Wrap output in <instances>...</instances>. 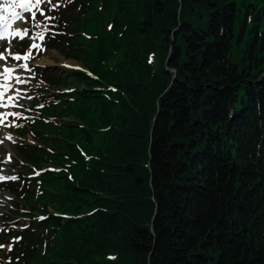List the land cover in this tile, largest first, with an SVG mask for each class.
Segmentation results:
<instances>
[{
	"label": "trees",
	"instance_id": "1",
	"mask_svg": "<svg viewBox=\"0 0 264 264\" xmlns=\"http://www.w3.org/2000/svg\"><path fill=\"white\" fill-rule=\"evenodd\" d=\"M68 5L7 264H264V0Z\"/></svg>",
	"mask_w": 264,
	"mask_h": 264
},
{
	"label": "rangeland",
	"instance_id": "2",
	"mask_svg": "<svg viewBox=\"0 0 264 264\" xmlns=\"http://www.w3.org/2000/svg\"><path fill=\"white\" fill-rule=\"evenodd\" d=\"M2 0H0L1 2ZM52 4H57L56 0H52ZM51 5L42 6V9L46 16H53L54 11H48V8ZM26 17L20 23V27L23 29L25 27L29 28V33L26 38L23 40H14L12 42L11 53L24 55L27 53L33 42L41 45V49H32V55L35 59H31L28 61H14L10 58L7 60V64H15V63H28L29 67L33 70L32 72H26L22 70H18L17 74L21 75L23 78L28 80V83L23 85H16V88L21 89V95H24L26 90V96H31L32 99H21L19 100V104L22 107H15L11 109L0 110V112L13 111L22 113V117H27L28 119L21 118L16 121L18 124L20 122L22 127H0V140L3 142L0 143V176L8 177V176H16L17 180H21L23 178H28L30 176V172L35 171L25 160L20 156L17 151V146L19 143H22L24 146L31 144L37 145L39 148H47L48 142L43 140H33V135L30 133L31 127H29L30 122L36 118H43V120H49L56 124L59 121L49 118L38 111L40 108L41 101L43 98L47 99L46 91L53 93L54 91H63L71 90L70 85H63L51 88L44 84L42 80V76L38 73L41 70H48L49 73L58 75L60 73H66L71 71L73 68L65 67L62 63L63 61H70L80 65L81 62L65 58L62 54H60L56 50H49L44 48V41L39 40L38 38L33 41L31 37L36 35L38 29L32 28L33 21L31 20V14L25 15ZM37 19L44 22V18L37 14ZM47 23L52 26V21H47ZM52 28V27H51ZM8 42H4L0 45V52H4L5 49H8ZM27 47V48H26ZM5 56H7V52H5ZM0 63H4V61H0ZM36 70H38L36 72ZM67 76L68 74H64ZM70 84V83H69ZM77 86V84H75ZM11 94V93H9ZM39 100V101H38ZM35 102H37L35 104ZM12 117H8L6 123L11 121ZM26 131L29 133L27 135L19 137V135ZM8 136H11L12 139H7ZM48 138H53V132L47 133ZM10 157V159H9ZM47 165L41 164L39 166L40 169L46 168ZM16 181V180H15ZM16 204V205H14ZM49 212H52V209L47 207ZM31 216L28 214V208L26 203L22 200H18L16 196L11 193L0 190V245L4 247L0 248V261L4 259V253L8 251L9 246H11V242L13 239L6 236V230L8 227H18L24 226L28 224V218ZM4 232V233H2ZM1 264V263H0Z\"/></svg>",
	"mask_w": 264,
	"mask_h": 264
},
{
	"label": "snow or ice",
	"instance_id": "3",
	"mask_svg": "<svg viewBox=\"0 0 264 264\" xmlns=\"http://www.w3.org/2000/svg\"><path fill=\"white\" fill-rule=\"evenodd\" d=\"M68 3H71L72 0H67ZM51 5L48 8V11H54L59 7V4H52V0H9L7 4L0 3V11L6 14H10L13 18L12 20H6L5 16L0 15V42H4L7 40L8 42V49H5L4 52H0V61H4V63H0V109H11L15 107H22L19 104V100L27 98L32 99L31 96H26V90L24 95H21V89L16 88V85H23L28 83V80L23 78L21 75L17 74L18 70L32 72L33 70L29 67L28 63H15L8 65L7 60L10 58L14 61H28L31 59H35L32 55V49H41V45L33 42L28 49L27 53L24 55L20 54H13L11 53L10 49L12 47V40L6 36V33H11L14 36H19L21 40L24 39V36H27L29 33V28L25 27L22 29L23 35H21L20 29H15L13 25L18 20H23L24 18L20 16V14L15 10L19 8L24 12L31 13V20L32 28L38 29L40 31L36 32V35L31 37L33 41L37 38L41 41L45 39V33L50 31V26L47 21H54L56 20L55 16H46L42 6ZM39 13L40 16L44 18V22L37 19V14ZM111 27V26H110ZM5 52H7V56H5ZM67 67V65H66ZM91 75V73H89ZM114 90V89H113ZM71 91V90H66ZM11 93V94H9ZM43 107V105H40ZM8 117H12V120L6 123ZM24 118L28 119L27 117H22V113L20 112H13V111H6L0 112V127H22L23 125L17 124L16 121ZM7 139H12L11 136H8ZM3 141L0 140V143ZM10 159V157H9ZM58 171V170H54ZM36 176L40 175V172H35ZM18 177L16 176H0V182L5 180L15 181ZM39 219H44L40 217ZM17 240L19 238H16ZM4 247L0 245V248ZM9 251L12 250L11 246L8 248ZM111 259V258H110ZM7 264V262H6Z\"/></svg>",
	"mask_w": 264,
	"mask_h": 264
},
{
	"label": "bare ground",
	"instance_id": "4",
	"mask_svg": "<svg viewBox=\"0 0 264 264\" xmlns=\"http://www.w3.org/2000/svg\"><path fill=\"white\" fill-rule=\"evenodd\" d=\"M8 2H9V0H2L1 3H3V4H7ZM15 10H16L17 12H19L21 9L16 8ZM0 15L5 16V19L9 18V16H10V14L3 13L2 11H0ZM62 63H63L65 66L67 65V67H69V68H76V67H79V65H77L76 63L70 62V61H63Z\"/></svg>",
	"mask_w": 264,
	"mask_h": 264
},
{
	"label": "water",
	"instance_id": "5",
	"mask_svg": "<svg viewBox=\"0 0 264 264\" xmlns=\"http://www.w3.org/2000/svg\"><path fill=\"white\" fill-rule=\"evenodd\" d=\"M171 71H174V70H171Z\"/></svg>",
	"mask_w": 264,
	"mask_h": 264
}]
</instances>
